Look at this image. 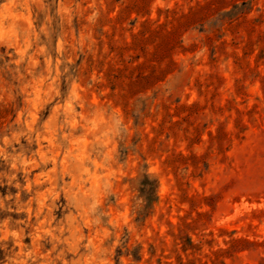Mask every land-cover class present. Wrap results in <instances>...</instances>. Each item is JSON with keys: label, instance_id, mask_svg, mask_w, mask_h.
I'll use <instances>...</instances> for the list:
<instances>
[{"label": "rangeland", "instance_id": "374dc122", "mask_svg": "<svg viewBox=\"0 0 264 264\" xmlns=\"http://www.w3.org/2000/svg\"><path fill=\"white\" fill-rule=\"evenodd\" d=\"M0 264H264V0H0Z\"/></svg>", "mask_w": 264, "mask_h": 264}, {"label": "trees", "instance_id": "16d2710c", "mask_svg": "<svg viewBox=\"0 0 264 264\" xmlns=\"http://www.w3.org/2000/svg\"><path fill=\"white\" fill-rule=\"evenodd\" d=\"M157 182L155 179H150L148 175H144L141 181V193L144 195L146 207H149L156 199Z\"/></svg>", "mask_w": 264, "mask_h": 264}]
</instances>
